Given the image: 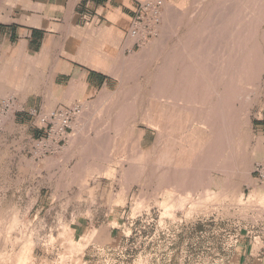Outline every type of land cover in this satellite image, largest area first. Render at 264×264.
Wrapping results in <instances>:
<instances>
[{
	"label": "rangeland",
	"instance_id": "374dc122",
	"mask_svg": "<svg viewBox=\"0 0 264 264\" xmlns=\"http://www.w3.org/2000/svg\"><path fill=\"white\" fill-rule=\"evenodd\" d=\"M47 1L0 0V22L37 24V6ZM60 23L50 62H82L70 44L90 48L104 30L111 83L65 101L83 104L79 126L41 159L30 153L32 124L14 121L15 104L3 105L14 96H3L0 264H252L264 256V179L255 172L264 164V0H165L162 22L142 46L119 24ZM9 61L2 52L3 77ZM206 85L224 92V119ZM202 133L212 141L197 150ZM167 185L194 199L165 193Z\"/></svg>",
	"mask_w": 264,
	"mask_h": 264
},
{
	"label": "crops",
	"instance_id": "0c3cea01",
	"mask_svg": "<svg viewBox=\"0 0 264 264\" xmlns=\"http://www.w3.org/2000/svg\"><path fill=\"white\" fill-rule=\"evenodd\" d=\"M139 1L141 0H48V3L38 2L39 5H36L39 10H43L42 18L36 20L37 24L0 22V54L4 52L5 57L10 59L7 76L3 77L0 73V102L9 92L14 96V121L21 125L30 122L33 136H38L41 131L38 128V117L33 112L44 114V106L48 103L56 107L66 106L65 101L71 97H74L75 103L81 95L83 98L109 88L111 78L106 74L104 64L96 67L92 65L95 61L90 59L91 52L97 47L96 42L102 38H92L90 48L82 44V49L75 51L70 44L73 54L81 56L82 62L71 60L70 63H52L49 60L53 53L50 36L55 37L53 33L58 32L60 22L72 26L79 19H82V27L107 21L111 25L119 24L122 28L131 19L129 26L124 28L127 34ZM39 53L41 58L36 59ZM47 67L51 69L48 77ZM256 260L264 264V256L256 258L252 264Z\"/></svg>",
	"mask_w": 264,
	"mask_h": 264
},
{
	"label": "built area",
	"instance_id": "2783aa9c",
	"mask_svg": "<svg viewBox=\"0 0 264 264\" xmlns=\"http://www.w3.org/2000/svg\"><path fill=\"white\" fill-rule=\"evenodd\" d=\"M165 0H141L131 27L126 34L127 39H133L135 45H145L156 34L162 22ZM13 98L3 100L5 109L10 108ZM81 112L83 104L76 106H60L50 114L33 112L38 117V128L41 134L32 137L30 153L35 159H41L55 154L63 145L67 144L73 132L72 123ZM255 172L264 179V164H258Z\"/></svg>",
	"mask_w": 264,
	"mask_h": 264
},
{
	"label": "bare ground",
	"instance_id": "6f19581e",
	"mask_svg": "<svg viewBox=\"0 0 264 264\" xmlns=\"http://www.w3.org/2000/svg\"><path fill=\"white\" fill-rule=\"evenodd\" d=\"M178 1V0H177ZM166 15V17L168 16V14H165ZM112 27V26H111ZM111 27H107L108 29H110V31L111 30H114L113 28H111ZM106 30V29H105ZM104 31V30H103ZM102 31V36H100V38H103V36H104V32ZM107 32V31H106ZM114 32V31H113ZM113 34V33H112ZM130 39V38H129ZM130 40H132L131 42H133L134 43V40L133 39H130ZM106 42V41H105ZM105 42L104 41H102V40H99L96 44H97V47H96V49H95V51H92L91 52V57H90V59H91V61H95V63H93L92 65H94V66H96V67H99L100 65H102V63H103V58L107 55V53H105L104 52V50H103V47H104V44H105ZM150 43H151V41H150ZM113 44V43H112ZM72 50L73 51H75L76 50V47L78 46V44L77 43H75V42H73L72 43ZM156 46H158V45H156ZM150 48V47H149ZM193 49V48H192ZM163 50V49H162ZM161 50V51H162ZM188 50V49H187ZM186 51V50H185ZM168 54V53H167ZM189 54V53H188ZM190 55V54H189ZM108 56H110V55H107V57ZM186 56V55H185ZM193 56V55H192ZM192 56H190L191 57V59H192ZM185 59H187L186 57H184ZM189 58V57H188ZM184 60V59H183ZM188 60H190V58L188 59ZM182 61V60H181ZM179 62V61H178ZM195 63V62H194ZM190 64V63H189ZM189 64H188V66H189ZM193 63H191V65H192ZM199 64V63H198ZM190 65V66H191ZM194 65V64H193ZM195 66H196V64H195ZM194 66V67H195ZM200 67V66H199ZM259 67H260V65H259ZM258 67V68H259ZM184 68H187V66L185 67L184 66ZM189 69V68H188ZM192 69V68H191ZM194 69V68H193ZM200 69H203L202 67L200 68ZM199 69V70H200ZM255 69V68H254ZM185 70V69H184ZM259 70V69H258ZM261 70V69H260ZM260 70H259V72H260ZM203 71V70H202ZM186 72V71H185ZM255 72V71H254ZM256 72H257V70H256ZM171 73V72H170ZM197 73H198V70H197ZM202 73V72H201ZM252 73V72H251ZM199 75V74H198ZM202 75V74H201ZM206 75V74H205ZM208 75V74H207ZM253 75H254V73H253ZM260 75V74H259ZM256 76V75H255ZM255 76L253 77L252 76V78H255ZM192 77V76H191ZM208 77V76H207ZM259 77V76H258ZM201 78V77H200ZM205 78V77H204ZM209 78V77H208ZM258 79V78H257ZM184 80L185 81H188L189 80V76H185L184 75ZM203 80V79H202ZM209 80H210V78H209ZM198 81V80H197ZM211 81V80H210ZM258 81H259V79H258ZM206 82V81H205ZM209 82V81H208ZM79 84V83H78ZM195 84V83H194ZM207 84V83H206ZM209 84V83H208ZM214 84H212V86H213ZM226 85V84H225ZM229 85V84H228ZM78 86H80V85H78ZM186 86H187V84H186ZM207 86V85H206ZM211 86V85H210ZM211 86V87H212ZM230 86V85H229ZM169 87V86H168ZM209 86H207L206 88H208ZM211 87L210 88H208V89H210L209 91H211L212 89H211ZM228 88V87H227ZM191 89V88H190ZM213 92H214V94L215 93H217V97H218V99H217V103H215V104H217V111H219L220 112V115H219V113H218V115L221 117L220 119H224L225 118V116L227 115L226 114V109H225V105H227V102H226V104L224 105V102H225V100H224V98H225V95H223L222 93H224V92H222L220 95H219V91L216 89V88H213V90H212ZM189 93H190V91H189ZM193 94V93H192ZM171 95V94H170ZM210 95V94H209ZM189 97H190V95H189ZM168 102V101H167ZM214 104V105H215ZM228 106V105H227ZM172 107V106H171ZM215 107V106H214ZM113 109V108H112ZM213 109V108H212ZM216 109V108H215ZM211 110V109H210ZM84 111V110H83ZM229 111V110H228ZM212 113V112H211ZM87 114V113H86ZM226 114V115H225ZM197 116V115H196ZM195 116V117H196ZM208 116V115H207ZM216 116V113L214 114V117ZM80 117V116H79ZM88 117V116H87ZM157 117V116H156ZM210 117V116H209ZM229 117V116H228ZM89 118V117H88ZM172 118V117H171ZM170 118V119H171ZM205 118V117H204ZM212 118H213V116H212ZM219 118V117H218ZM218 118H217V120H218ZM80 119V118H79ZM84 119V118H83ZM174 119V118H173ZM191 119V118H190ZM210 119V118H209ZM209 119H207V120H209ZM90 120V119H89ZM166 120V119H165ZM175 120V119H174ZM192 120H193V118H192ZM207 120H205V121H207ZM82 121H84V120H82ZM79 121H77V122H73L74 124H73V127L75 128V129H77L78 128V126H79V123H78ZM115 122V121H114ZM166 122V121H165ZM175 122V121H174ZM225 122V121H224ZM77 123H78V125H77ZM173 123V122H172ZM200 123H202V122H200ZM210 123H211V121H210ZM218 123V122H217ZM85 124V123H84ZM154 124V123H153ZM163 124H164V122H163ZM205 124V123H204ZM225 124V123H224ZM82 125V124H81ZM86 125V124H85ZM152 125V124H151ZM177 124L175 123V125L173 126V124H167L166 126H167V128H172V126L173 127H175ZM216 125V124H215ZM83 126V125H82ZM162 126V125H161ZM187 126V125H186ZM194 126H196V125H194ZM81 127V126H80ZM157 127V126H156ZM155 127V128H156ZM190 127V126H189ZM159 128V127H158ZM184 128V127H183ZM211 128V127H210ZM82 129V128H81ZM162 129V128H161ZM187 129V128H186ZM221 129V128H220ZM224 129V128H223ZM83 130V129H82ZM169 130H171V129H169ZM201 130V129H200ZM226 130V129H225ZM80 131V130H79ZM162 131V130H161ZM84 132V131H83ZM200 132V131H199ZM204 132V131H203ZM206 132H207V130H206ZM205 132V133H206ZM172 133V132H171ZM205 133H202V134H200V136H199V138L197 139V145H196V147H197V150H198V148L200 147V146H202L203 148H204V145L206 144V146H207V139H209L208 138V136H207V134H205ZM169 134H170V132H169ZM219 135V134H218ZM174 136V135H173ZM176 136V135H175ZM171 137H172V135H171ZM205 137H206V139H205ZM221 137V136H220ZM89 138V137H88ZM170 138V137H169ZM168 138V141L169 142H171V143H173V139L172 138H170L169 139ZM211 138V137H210ZM186 139V138H185ZM189 139V138H188ZM171 140V141H170ZM174 140H175V138H174ZM176 140H178V139H176ZM182 140V139H181ZM184 140V139H183ZM210 141H212V139H209ZM223 140V139H222ZM221 140V142H223ZM194 141V140H193ZM228 141V140H227ZM88 142H90V141H88ZM179 142H181V141H179ZM179 142L177 143V144H179ZM220 143V142H219ZM169 144V143H168ZM175 144V143H174ZM214 145V144H213ZM223 144H221V146H222ZM89 146V145H88ZM169 146V145H168ZM175 146H177L178 147V145H174V147ZM208 146H210V144H208ZM220 146V145H219ZM232 146V145H231ZM173 147V148H174ZM216 147V149H218V147H217V144H215L214 146H212V147H210L211 149L212 148H215ZM223 147V146H222ZM230 147V146H229ZM167 148V147H166ZM220 148V147H219ZM170 149H172V147L170 148ZM177 148H175V150H176ZM223 149V148H222ZM175 150L173 149V151H174V153H175ZM200 150V149H199ZM217 151V150H216ZM221 151V150H220ZM193 152V151H192ZM210 152H212L211 150H210ZM215 152V151H214ZM194 153V152H193ZM197 153V152H196ZM216 153V152H215ZM215 153H211V155H210V159L209 160H212V158H211V156H212V154H215ZM218 154V153H217ZM216 154V155H217ZM170 155H171V153H170ZM173 155H175V154H173ZM195 155V154H194ZM202 155H204V154H202ZM225 155V154H224ZM103 156V155H102ZM168 156V155H167ZM172 156V155H171ZM198 156V155H197ZM96 157V156H95ZM100 157V156H99ZM170 157V156H169ZM173 157V156H172ZM172 157H171V159L170 160H172ZM185 157H186V155H185ZM194 157V156H193ZM193 157H189L188 158V155H187V160H189V161H191V159L190 158H193ZM200 157H201V155H200ZM174 158V157H173ZM182 158H184V156L182 157ZM213 158H215V155H214V157ZM52 159V158H51ZM167 159H169V158H167ZM179 159H180V157H179ZM184 159H186V158H184ZM208 159V158H207ZM206 159V160H207ZM218 158H216V160H217ZM181 160V159H180ZM186 160V161H187ZM224 160V159H223ZM51 161V160H50ZM185 161V160H184ZM189 161H187L189 164H190V162ZM195 162H196V160H194ZM215 161V160H214ZM219 161V160H218ZM204 162H205V160H204ZM212 162V161H211ZM93 163V162H92ZM180 163V162H179ZM183 162H182V160H181V163H180V166L181 167H178V169H185V167L183 166V164H182ZM188 163H186V162H184V164L186 165L187 164V167H188ZM223 163V162H222ZM85 164V163H84ZM155 164V163H154ZM191 164H192V161H191ZM202 164H204V163H202ZM201 164V165H202ZM215 164H216V161H215ZM218 164V163H217ZM90 165V164H89ZM88 165V166H89ZM99 165V164H98ZM175 165H177V163L175 164ZM193 165H194V163H193ZM192 165V166H193ZM196 165V164H195ZM214 164L213 163H211V165L210 166H213ZM163 166V165H162ZM170 166V165H169ZM177 166H179V164L177 165ZM182 166H183V168H182ZM206 166V165H205ZM215 166V165H214ZM87 167V166H86ZM191 167V166H190ZM193 167H195V166H193ZM201 167H203V166H200V168ZM209 167V166H208ZM85 168V167H84ZM91 168V167H90ZM144 168V167H143ZM176 168V167H175ZM199 168V167H198ZM199 168V170H201ZM204 168V167H203ZM205 168H207V166L205 167ZM211 168V167H210ZM93 170H97V169H94V167L92 168ZM99 169V168H98ZM108 169V168H107ZM171 169V168H170ZM183 169V170H184ZM188 169V168H187ZM191 169H192V167H191ZM190 169V170H191ZM207 169H209V168H207ZM221 169V168H220ZM93 170H91L92 172H93ZM142 170V169H141ZM195 170H196V167H195ZM224 170V169H223ZM170 171V170H169ZM198 171V170H197ZM210 171V170H209ZM131 172V171H130ZM174 173H176L175 171H173ZM186 172V171H185ZM195 171H193V173H194ZM199 172V171H198ZM161 173V172H160ZM168 173V172H167ZM178 173V172H177ZM225 173V172H224ZM169 174V173H168ZM175 175H177V174H175ZM175 175H174V177H175ZM168 176V175H167ZM171 176V175H170ZM170 176H168V177H170ZM189 176V175H188ZM199 176V175H198ZM201 176V175H200ZM183 177V176H182ZM86 178V177H85ZM192 178V177H191ZM195 179H196V177H195ZM166 180V179H165ZM193 180V179H192ZM125 182V181H124ZM180 182V181H179ZM195 182V181H194ZM191 183V182H190ZM199 183V182H198ZM202 183V182H201ZM168 184V183H167ZM168 185H170V184H168ZM168 185H167V188L165 187V193H167V194H170V195H175V193H177L178 195H180L181 193H180V191L183 189V187H182V189H180V191L179 190H177V189H171V188H168ZM174 185V184H173ZM189 185V184H188ZM183 186V185H182ZM193 186V185H192ZM177 187V186H176ZM181 187V186H180ZM179 188V187H178ZM162 189V188H161ZM190 189V188H189ZM194 189V188H193ZM192 189V190H193ZM198 190V189H197ZM191 191V190H190ZM182 192V191H181ZM195 192V191H194ZM194 192H191V193H193L194 194ZM204 192V191H203ZM183 193V192H182ZM186 193V192H185ZM187 193H188V190H187ZM206 193V192H205ZM190 192L188 193V195L187 196H185L184 194H181V195H183V196H185V197H183V199L184 200H190V201H188V202H191V199L193 198V196L190 194ZM205 196H207V195H205ZM204 196V197H205ZM201 197V196H200ZM181 198V197H180ZM183 199H181V201L183 200ZM194 199V198H193ZM197 199H199V198H197ZM193 201V200H192ZM201 201V200H200ZM183 202V201H182ZM181 202V203H182ZM186 203V202H185Z\"/></svg>",
	"mask_w": 264,
	"mask_h": 264
}]
</instances>
